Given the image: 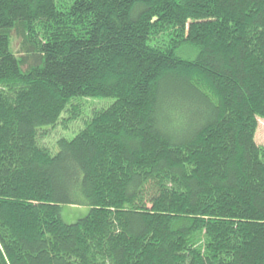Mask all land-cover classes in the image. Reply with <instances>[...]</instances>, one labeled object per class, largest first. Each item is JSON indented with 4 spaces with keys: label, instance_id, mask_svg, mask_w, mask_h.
Listing matches in <instances>:
<instances>
[{
    "label": "trees",
    "instance_id": "1",
    "mask_svg": "<svg viewBox=\"0 0 264 264\" xmlns=\"http://www.w3.org/2000/svg\"><path fill=\"white\" fill-rule=\"evenodd\" d=\"M257 118L264 0H0V264H264Z\"/></svg>",
    "mask_w": 264,
    "mask_h": 264
},
{
    "label": "rangeland",
    "instance_id": "2",
    "mask_svg": "<svg viewBox=\"0 0 264 264\" xmlns=\"http://www.w3.org/2000/svg\"><path fill=\"white\" fill-rule=\"evenodd\" d=\"M11 46L14 51L19 49V39L15 35L12 36ZM177 54L183 58L193 57V52L187 50V48L180 49ZM110 102L109 99L102 98H74L70 104L68 103L67 110L61 113L59 124L52 134L54 136L53 142L58 136L71 138L84 126V121L92 115L94 108L99 109L107 106ZM103 104L104 106H102ZM67 115L70 117L69 120H63ZM255 141L259 145H264V119L257 118ZM53 148H55V144H53ZM87 211L86 206H64L61 209V216L65 223L70 224L75 222L76 219L84 217Z\"/></svg>",
    "mask_w": 264,
    "mask_h": 264
}]
</instances>
